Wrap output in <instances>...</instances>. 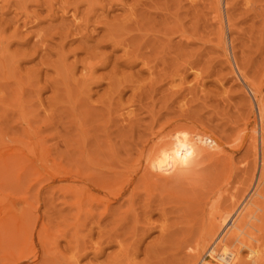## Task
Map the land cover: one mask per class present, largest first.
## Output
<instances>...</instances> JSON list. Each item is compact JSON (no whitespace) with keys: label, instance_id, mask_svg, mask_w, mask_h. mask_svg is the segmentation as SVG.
Returning a JSON list of instances; mask_svg holds the SVG:
<instances>
[{"label":"rangeland","instance_id":"1","mask_svg":"<svg viewBox=\"0 0 264 264\" xmlns=\"http://www.w3.org/2000/svg\"><path fill=\"white\" fill-rule=\"evenodd\" d=\"M260 97L264 0H0V264H196L204 223L255 183L243 139ZM166 122L204 127L226 155L166 153L107 208L95 196L131 181ZM261 215L248 229L264 254Z\"/></svg>","mask_w":264,"mask_h":264},{"label":"bare ground","instance_id":"2","mask_svg":"<svg viewBox=\"0 0 264 264\" xmlns=\"http://www.w3.org/2000/svg\"><path fill=\"white\" fill-rule=\"evenodd\" d=\"M219 2L222 3V0H219ZM219 10H220V8H219ZM219 14H220V12H219ZM220 17H221V15H219V18ZM249 83L247 85H249V87H253V85L251 83L250 84ZM257 90H258V88L255 89L256 92H257ZM258 95H260V94H258ZM257 101H259V100H257ZM256 109H257L258 117H259V120H260L259 121L260 122V126H259L258 129L257 128H252L251 130H250V127H249V131L247 130L248 133H246V135H244V139L243 140H245L246 137H248L249 139L253 140V142H252L253 148L252 149L255 150V151H253V152H255L254 153L255 154L254 157L257 158L256 160H259V171L257 172L258 176L257 175H256L257 177L255 176V180H254L255 183H253V186L251 187V189L249 190L248 187L246 188L249 191L245 195L243 200L239 203V205L237 206V208L235 210H233L232 206L237 201L236 202L232 201V203L230 202L231 203V207L226 208L227 206L225 205L226 209H224L225 211H223V213H221L222 211H215V212L213 211V213L210 215L211 217L209 218V220H207L204 223L203 230H202V235L200 237V242H199V245L197 247L198 250L195 249V251H196V253L198 252L197 255H200V253L204 252V251H205V253H204V255L201 257V259L196 264H203L205 262V258H207L208 256H212V253H213V256H215L214 254H219L221 259L224 261L223 264H239L240 259L243 260V258H241L240 253L244 249L247 250L246 258L248 259L250 264H260V260L262 258H264V256H262L264 254H262L261 253L262 250H260L261 247L259 248V246H255L253 244V241L257 242V239H258V237L257 238L255 237V235H256L255 231H254L255 235H253L254 234L253 231H250L248 229V227L250 226L251 228H254L255 230H258V231L260 230L261 231V228H257V226L255 225V222H253L254 224H252V223L250 224L249 220L251 218H254V217L256 219H259V218H257L255 216V213L257 211H261V214L264 213V212H262V211H264V206H262V201H260L261 199L260 200L258 199V198H264V192L258 191V190H261L260 189L261 186H259L260 180L264 181V98H261L260 103H258V102L256 103ZM173 120L175 121V119H173ZM177 121H179V120L177 119L176 122ZM171 122H173V121L171 120ZM171 122H170V124H171ZM176 122H175V124H176ZM184 122H186V121H184ZM166 124H167V122L162 124L163 126L160 125L159 126L160 128H158V129H155L154 126H153V129H155V131H153V129H152V133H151V131L148 130L151 133L152 136L151 135L150 136L152 138L150 137L151 138L150 142L148 140L149 144L145 143L146 145H144V147L141 148L139 150V152L136 151V152H138V156H137L138 158L135 161V164L133 165L131 172L129 173V175L132 177L130 179L131 181H128V182L126 181V183H128V184L124 185L123 188L121 187L120 188L121 190L118 189L119 187H117V189H118L117 191L118 192L116 191V189H114L112 191V193L115 192V191L116 192L111 194L110 196H108L109 194L106 193V192L104 193L106 195L97 194L95 196V197H98L97 199H99V201L106 202L107 208H109V204H110L109 201H114L117 197H120V196L122 197V194L125 191H129L130 199H132L133 196L136 195V194L134 195V193H136V192H133V190H135V189H133V187H132V185L134 186V184H133L134 180L133 179L135 177H137L136 180H138V179H141V181L145 180V181H143V183L148 182V183H146V185H148L150 180H151V177L157 175L156 169L153 168V166L151 165L152 164V160L162 159L163 156L166 155V153L172 154V156L174 157L175 161L177 160V162L180 164L181 167L189 165V163L192 162V161L196 162V160H195L196 159V154L199 151L207 152L208 155L207 154L206 155L208 157V160H211V162L213 164H214L213 161H215L218 156L220 158L218 157L219 159H217V160H220L223 157V155H226V154H223L225 152L224 151V147H223L225 144H223L216 137L210 135L209 131H207L204 127H203L204 128L203 129L202 127H200V128L192 127V126L190 127V125L180 126L181 124H177V125H174V127L171 126L172 127L171 128L170 125L168 126ZM184 124H186V123H184ZM244 129H246V128H243V130H241L243 134L245 133ZM248 145H250V144H248ZM249 148H250V146H249ZM247 150L245 152H247ZM229 157H230V154H229ZM212 159H214V160L212 161ZM217 162H219V161H217ZM4 163H6V162H4ZM209 163H210V161H209ZM212 163H210V164H212ZM125 165H126V163H125ZM4 166H3L2 169H4ZM124 167L126 168V166H124ZM125 168H123V169H125ZM126 172H127V170H126ZM228 172H229V170H228ZM121 174H122V176L123 175L125 176L126 173L125 174L121 173ZM250 174H251V172H250ZM252 177H251V180H252ZM224 178H226V177H224ZM120 179H121V177H120ZM118 181H119V178H118ZM224 181H222V182H224ZM138 182H140V181H137V184H139ZM240 183H242V182H240ZM262 183H264V182H262ZM151 184H152V182H151ZM242 184L245 185L244 182ZM118 186H121V185H118ZM258 186H259V188L257 189ZM146 187L148 188V186H146ZM154 187H155V185H154ZM242 187L245 188L244 186H242ZM262 189H264V188H262ZM139 192L140 191H138V193ZM207 195H209V194L207 193ZM222 195H223V193H222ZM226 195H227V193H226ZM256 195L258 196V198L257 199L253 198V196L255 197ZM233 196H237V195H235V193H234ZM233 196H231V197H233ZM91 197H94V196L91 195ZM91 197H90V199H91ZM218 198L220 199V197H218ZM97 199L95 201H98ZM226 199L228 200V196H227ZM231 200H233V199H231ZM148 202H147V206L149 204ZM223 202H224V200H223ZM237 204H238V202H237ZM145 207H146V205H145ZM149 207H151V206H149ZM146 208L144 210H146ZM161 208H163V210H164V207H161ZM161 208H160V210H161ZM130 209H132V208H130ZM132 210H134V209H132ZM144 214H146V213H144ZM164 214H165V212H164ZM161 216H163V215H161ZM258 216L260 217L259 213H258ZM262 217H264V216H262ZM161 218H163V217H161ZM251 220L254 221V219H251ZM251 220H250V222H252ZM262 220H264V219H262ZM167 222L165 221V223H167ZM10 226H12L11 223L7 222L4 225V228L10 227ZM17 227H16V229L19 230V224L17 225ZM161 227H163V226H161ZM167 227H168V225H167ZM261 227H264V223H262ZM262 232H264V231H262ZM257 235H259V234H257ZM262 235H264V233H262ZM262 235H260V236H262ZM197 242H198V240H197ZM234 242H237L239 244V246L236 247ZM262 243H264V242H262ZM260 246H262V244ZM232 247H234V249ZM193 255H196V254H193ZM192 259H194V257ZM132 264H133V262H132ZM208 264H212V262H209Z\"/></svg>","mask_w":264,"mask_h":264}]
</instances>
